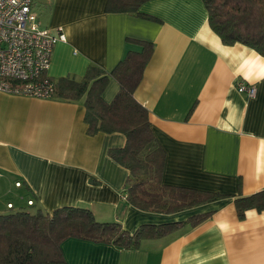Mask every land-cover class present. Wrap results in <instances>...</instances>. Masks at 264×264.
I'll return each mask as SVG.
<instances>
[{
  "label": "crops",
  "instance_id": "obj_1",
  "mask_svg": "<svg viewBox=\"0 0 264 264\" xmlns=\"http://www.w3.org/2000/svg\"><path fill=\"white\" fill-rule=\"evenodd\" d=\"M105 3L32 0L40 25L61 26L66 35L52 49L47 76L80 78L91 64L110 71L128 49H138L128 38L152 42L134 97L164 150L162 181L226 196L169 214L137 209L124 197L128 170L108 155L124 145L122 133L88 135L82 100L0 91V211L7 201L46 212L79 206L129 232L212 211L198 225L138 248L70 237L61 250L66 264H264V210L247 209L238 218L234 204L236 196L264 189V55L223 44L202 0L140 5L158 20L107 12ZM240 84L253 85L255 94ZM118 89L111 77L103 99L110 102Z\"/></svg>",
  "mask_w": 264,
  "mask_h": 264
},
{
  "label": "trees",
  "instance_id": "obj_2",
  "mask_svg": "<svg viewBox=\"0 0 264 264\" xmlns=\"http://www.w3.org/2000/svg\"><path fill=\"white\" fill-rule=\"evenodd\" d=\"M145 1L106 0L105 11L158 20L139 11ZM202 2L208 24L223 44L241 43L264 55V0ZM128 41L138 45V49H128L110 71L91 64L80 78L66 75L54 80L48 76L53 83L51 98L82 100L88 135L120 132L125 136L124 145L109 148L108 155L128 170L124 197L135 208L169 214L225 197L217 192L162 181L164 150L153 133L148 110L134 97L151 58L153 43L135 38ZM111 77L116 79L119 89L106 102L102 91ZM234 204L238 218H243L247 209L264 210V189L236 196ZM6 209L9 211H0V264H66L61 243L70 237L138 248L145 239L168 235L186 225L194 227L212 213L198 212L181 220L144 223L129 232L118 221H99L90 209L79 206L64 205L52 212L20 205Z\"/></svg>",
  "mask_w": 264,
  "mask_h": 264
},
{
  "label": "built area",
  "instance_id": "obj_3",
  "mask_svg": "<svg viewBox=\"0 0 264 264\" xmlns=\"http://www.w3.org/2000/svg\"><path fill=\"white\" fill-rule=\"evenodd\" d=\"M65 40L61 26L40 25L32 0H0V91L51 98L53 83L46 72L53 47ZM238 89L255 94L253 85L240 84ZM14 184L19 187L21 181ZM26 203L32 205L33 200ZM4 206L14 205L7 201Z\"/></svg>",
  "mask_w": 264,
  "mask_h": 264
},
{
  "label": "rangeland",
  "instance_id": "obj_4",
  "mask_svg": "<svg viewBox=\"0 0 264 264\" xmlns=\"http://www.w3.org/2000/svg\"><path fill=\"white\" fill-rule=\"evenodd\" d=\"M29 209H30V210H33V209H35V208H34V206H32V207H30ZM5 210H8V209H5ZM8 211H9V210H8Z\"/></svg>",
  "mask_w": 264,
  "mask_h": 264
}]
</instances>
